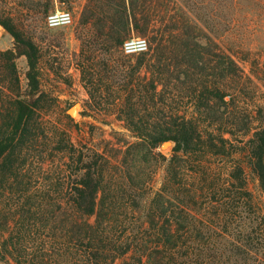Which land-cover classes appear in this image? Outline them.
<instances>
[{
	"label": "trees",
	"instance_id": "16d2710c",
	"mask_svg": "<svg viewBox=\"0 0 264 264\" xmlns=\"http://www.w3.org/2000/svg\"><path fill=\"white\" fill-rule=\"evenodd\" d=\"M202 1L86 0L72 55L86 106L105 107L134 138L114 176L107 157L77 151L60 126L47 134L39 120L46 109L44 52L13 18L0 16L11 39L0 51V94L11 93L0 101V236L8 234L1 261L46 264L28 250L46 254L31 239L52 221L61 228L59 244L73 242L74 252L62 254H81L84 264H264V212H254L244 175L246 167L264 194V109L246 88L255 74H244L216 40V0ZM132 37L145 39L147 50L125 54ZM244 97L251 112L239 105ZM165 142L172 144L167 157L155 152ZM47 143L49 156L69 161L62 202L51 195L54 186L64 187L58 178L45 180L42 194L30 191L29 160L40 159ZM150 164L163 166L164 180L148 201ZM219 166H226L223 178L215 174ZM5 209L15 212L7 216Z\"/></svg>",
	"mask_w": 264,
	"mask_h": 264
},
{
	"label": "rangeland",
	"instance_id": "374dc122",
	"mask_svg": "<svg viewBox=\"0 0 264 264\" xmlns=\"http://www.w3.org/2000/svg\"><path fill=\"white\" fill-rule=\"evenodd\" d=\"M217 6L213 8L210 14L217 13L220 21L216 24L219 38L217 41L220 45L231 50L235 61L243 70L244 74L249 72L255 74L252 77L255 84H246V88L253 97L254 106L264 109V0H216ZM86 0H0V16L11 17L20 25L25 32L33 36L35 41L41 46L44 57L40 63V90L46 95L45 113L41 115L40 122L44 128H47V134L57 126L66 132L67 139L83 154L98 152L109 160L108 174L114 176L119 175L120 161L122 152H124L127 144L134 142V138L123 127L122 123L115 120L113 116L106 115V108L99 107L97 111L89 110L86 106L87 96L79 80V73L74 67L73 53H77L79 42L76 39V30L81 12L85 6ZM207 0H203V6ZM213 3V2H211ZM178 7V6H177ZM67 9L72 14L71 23L60 29L50 30L45 26V18L47 14L54 10ZM47 10V13L45 11ZM173 11V10H172ZM194 14V13H193ZM192 17V15H190ZM225 20H223L224 18ZM219 20V19H218ZM11 47V39L7 34L0 35V51L7 50ZM48 52V54H47ZM56 59L57 65L60 67L58 75H55L50 67L49 62ZM16 68L19 77L21 91L25 88V61L19 59L16 61ZM70 81L67 86L64 81ZM6 93V94H5ZM0 94V101L11 93L5 91ZM74 105H79L74 107ZM240 106H245L248 110H252L251 100L244 97L240 99ZM75 110V119L68 115V111ZM70 110V111H71ZM69 111V113H70ZM87 112L88 116L82 114ZM253 115V113H251ZM73 115V116H75ZM67 116V117H65ZM46 153L41 158L34 157L30 159L27 167V175L31 176L30 191L34 195L42 194L45 180L53 182L58 178L60 185L53 187L52 197L64 201L65 186L67 182L69 162L64 155H48L51 152V145L47 143ZM172 145L158 150L164 156H169ZM245 161V159H242ZM152 164V163H151ZM150 164V165H151ZM122 165V164H121ZM226 167V166H225ZM225 167L215 169V174H220L223 178ZM116 169V170H115ZM144 195L146 200L156 193L164 180L163 166L151 165L146 170ZM247 191L251 194L252 207L254 212H264V194L261 193L256 178L248 168L244 169ZM196 177H189L191 181ZM53 186V185H52ZM59 192L58 195L56 193ZM140 192V191H139ZM126 204V203H124ZM64 207V203L61 204ZM4 209L0 205V209ZM6 210V209H5ZM10 212L3 213L9 216ZM128 220L133 222L135 216L128 215ZM54 222H48L45 231H41L43 224L39 226V232L32 236L35 246L41 247L46 254H41L35 247L29 248V252H34L38 256H42L46 260V264H84L81 254H62L63 250L69 248L70 252H74L72 243H65L64 246L59 244L61 238V228L59 225L54 226ZM9 226H13V223ZM14 234V233H13ZM6 233L0 236L1 242L7 238ZM39 253V254H37ZM68 258L67 263L64 258ZM121 259L116 260L113 264H120ZM0 264H14L12 261L8 263L0 260Z\"/></svg>",
	"mask_w": 264,
	"mask_h": 264
},
{
	"label": "built area",
	"instance_id": "2783aa9c",
	"mask_svg": "<svg viewBox=\"0 0 264 264\" xmlns=\"http://www.w3.org/2000/svg\"><path fill=\"white\" fill-rule=\"evenodd\" d=\"M72 14L67 9L54 10L47 14L45 26L50 29H60L71 23ZM147 50L146 40L139 37H132L124 42L122 51L125 54H138Z\"/></svg>",
	"mask_w": 264,
	"mask_h": 264
},
{
	"label": "water",
	"instance_id": "95a60500",
	"mask_svg": "<svg viewBox=\"0 0 264 264\" xmlns=\"http://www.w3.org/2000/svg\"><path fill=\"white\" fill-rule=\"evenodd\" d=\"M2 34H7V31L6 29L0 24V35ZM74 107H78L79 108V105H74ZM71 110V109H70ZM69 110V111H70ZM68 111V115L72 118V119H75V117L77 116V114L75 116H73L71 113H69ZM169 145H172L170 142H165L161 145L162 148L166 147V146H169Z\"/></svg>",
	"mask_w": 264,
	"mask_h": 264
},
{
	"label": "bare ground",
	"instance_id": "6f19581e",
	"mask_svg": "<svg viewBox=\"0 0 264 264\" xmlns=\"http://www.w3.org/2000/svg\"><path fill=\"white\" fill-rule=\"evenodd\" d=\"M75 108L74 109H72L71 111H70V113L72 114V115H75Z\"/></svg>",
	"mask_w": 264,
	"mask_h": 264
}]
</instances>
